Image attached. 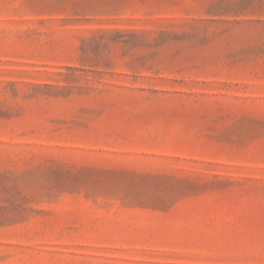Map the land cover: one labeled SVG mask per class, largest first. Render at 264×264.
Instances as JSON below:
<instances>
[{"label": "rangeland", "instance_id": "rangeland-1", "mask_svg": "<svg viewBox=\"0 0 264 264\" xmlns=\"http://www.w3.org/2000/svg\"><path fill=\"white\" fill-rule=\"evenodd\" d=\"M0 264H264V0H0Z\"/></svg>", "mask_w": 264, "mask_h": 264}]
</instances>
